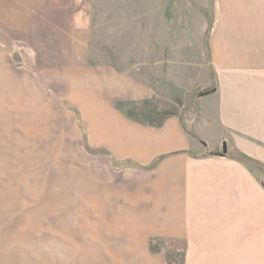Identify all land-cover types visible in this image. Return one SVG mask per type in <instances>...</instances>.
Listing matches in <instances>:
<instances>
[{
  "label": "rangeland",
  "instance_id": "obj_1",
  "mask_svg": "<svg viewBox=\"0 0 264 264\" xmlns=\"http://www.w3.org/2000/svg\"><path fill=\"white\" fill-rule=\"evenodd\" d=\"M231 33L264 37V0H0V264H189L182 241L109 238L135 165L112 146L126 123L189 129L194 84L171 77L211 72L213 37Z\"/></svg>",
  "mask_w": 264,
  "mask_h": 264
},
{
  "label": "crops",
  "instance_id": "obj_2",
  "mask_svg": "<svg viewBox=\"0 0 264 264\" xmlns=\"http://www.w3.org/2000/svg\"><path fill=\"white\" fill-rule=\"evenodd\" d=\"M210 65L211 72L200 66L202 74L171 77L180 88L194 84L189 129L171 115L158 127L126 123L128 133L113 142L115 154L135 163L105 223L126 250L145 253L148 239L160 237L182 241L189 264H235L238 254L264 253V183L243 161L264 167V37H213ZM213 85V93L196 94ZM129 91L148 96L141 85Z\"/></svg>",
  "mask_w": 264,
  "mask_h": 264
},
{
  "label": "trees",
  "instance_id": "obj_3",
  "mask_svg": "<svg viewBox=\"0 0 264 264\" xmlns=\"http://www.w3.org/2000/svg\"><path fill=\"white\" fill-rule=\"evenodd\" d=\"M216 87H212L211 89L203 90L197 93L198 96H204V95H209L215 91Z\"/></svg>",
  "mask_w": 264,
  "mask_h": 264
},
{
  "label": "water",
  "instance_id": "obj_4",
  "mask_svg": "<svg viewBox=\"0 0 264 264\" xmlns=\"http://www.w3.org/2000/svg\"><path fill=\"white\" fill-rule=\"evenodd\" d=\"M227 152V148H226V145L223 144V150H222V155H224L225 153Z\"/></svg>",
  "mask_w": 264,
  "mask_h": 264
}]
</instances>
